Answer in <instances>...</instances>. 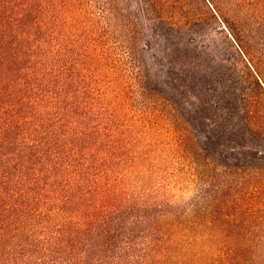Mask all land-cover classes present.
<instances>
[{
    "label": "rangeland",
    "instance_id": "rangeland-1",
    "mask_svg": "<svg viewBox=\"0 0 264 264\" xmlns=\"http://www.w3.org/2000/svg\"><path fill=\"white\" fill-rule=\"evenodd\" d=\"M159 1L190 26L172 44L144 0H33L19 77L31 118L19 128L59 131L63 157L17 239L48 244L91 211L112 229L109 264H217L229 253L264 264V171L201 148L190 67L161 50L193 37L230 46L264 80V0ZM70 244L47 260L79 264Z\"/></svg>",
    "mask_w": 264,
    "mask_h": 264
},
{
    "label": "trees",
    "instance_id": "trees-1",
    "mask_svg": "<svg viewBox=\"0 0 264 264\" xmlns=\"http://www.w3.org/2000/svg\"><path fill=\"white\" fill-rule=\"evenodd\" d=\"M144 1L147 10L160 17L157 31L166 32L163 37L167 43L172 44L173 37L180 39L188 33L190 26L168 16L159 0ZM33 5V0H0V264H30L29 257L40 253L43 264H64L58 259L62 256L59 250L70 242L68 247L81 253L79 264H109L104 251L111 250L108 240L112 229L106 225L108 220L91 211L81 213V222L58 229L56 239L53 233L47 234L48 244L37 239L25 244L17 239L27 229L26 220L30 217L26 208L31 210L40 199L41 192L36 197L34 193L40 189L41 181L56 176L58 160L63 157L59 131L49 130L40 137L30 129L19 128L24 118H31L27 112L30 104L20 98L19 77L26 62L23 35ZM238 20L241 22L242 17ZM161 50L167 57L182 59L187 64L184 67H190V94L196 100L191 122L201 134V148L225 166L241 163L257 173L264 171V80L259 70L253 65L251 69L230 46L220 50L217 44L206 43L205 39L199 42L193 37L190 44L165 45ZM263 58L264 55L260 64L264 63ZM46 146L51 147V153H47ZM43 160L48 164L46 168L41 167ZM30 171L34 175L31 179ZM69 199L67 205L76 206L77 200ZM57 253L58 258L47 260V256ZM241 263L254 261L229 253L217 262ZM194 264L204 262L197 259Z\"/></svg>",
    "mask_w": 264,
    "mask_h": 264
}]
</instances>
